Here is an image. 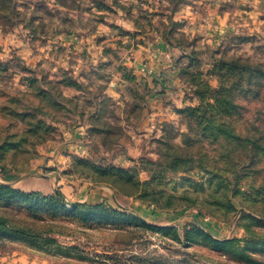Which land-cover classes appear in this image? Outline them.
<instances>
[{
  "label": "rangeland",
  "instance_id": "obj_1",
  "mask_svg": "<svg viewBox=\"0 0 264 264\" xmlns=\"http://www.w3.org/2000/svg\"><path fill=\"white\" fill-rule=\"evenodd\" d=\"M102 2L91 14L87 0H0V184L107 176L120 189L135 188L116 166L147 180L154 200L143 201L155 212L119 211L129 219L56 195L36 193L41 199L31 203L0 196V215L40 238L0 235V264H264V151L240 140L264 145V73L246 68H264V48L233 50L240 42L231 39L216 80H201V62L188 69L185 79L207 94L178 109L180 125H165L167 135L147 137L152 160H121L129 154L121 139L143 115L147 86L124 62L134 45L127 35L136 33L106 29L113 16ZM133 4L137 25L147 28L153 17ZM159 8L164 16L154 22L168 36L182 21L170 22ZM90 41L99 44L92 52ZM216 88L219 99L210 94ZM93 162L110 169L101 175ZM160 226L171 230L163 235ZM232 237L239 241L229 248L213 241Z\"/></svg>",
  "mask_w": 264,
  "mask_h": 264
},
{
  "label": "crops",
  "instance_id": "obj_2",
  "mask_svg": "<svg viewBox=\"0 0 264 264\" xmlns=\"http://www.w3.org/2000/svg\"><path fill=\"white\" fill-rule=\"evenodd\" d=\"M87 1L90 2L91 14L99 12L97 2L103 1L102 10L113 16L107 17L108 20L104 21L106 29L125 34L136 33V38L135 35H127L134 45H130L131 55L125 58L124 62L137 77L144 79L147 93L143 115L133 130H128L121 139V146L129 151L128 156L124 155L121 160L137 161L146 153L145 141L164 134L165 125L169 123L180 125L181 114L178 109L191 103L192 96L195 95L192 84L183 77V69L191 61L200 60L204 70L203 78L212 80L215 78L208 71L216 64L221 54L229 50L227 44L231 39L240 42L233 50L241 47L248 54H256L260 48H264V0ZM133 1L142 2L146 12L153 17V23L147 28L141 29L140 24L137 25L136 19L140 15L134 8ZM160 5L163 10L167 9L165 15L167 20L175 21L177 24L178 21H182L179 26L171 29L168 36L160 24L154 22L156 17L164 16L160 11ZM141 30L143 35L139 33ZM77 42L70 43L77 47ZM98 45L90 41L89 52L96 50ZM101 46L106 47L102 44ZM92 58L89 55V59ZM96 59L93 65H96ZM148 136L150 138L147 139ZM82 178L81 180L78 176L76 180L63 182L60 177H49L47 182L38 183L30 179H21L14 185L26 191L37 190L46 194L60 189L67 201L72 203H106L117 209H143L148 213L155 212L150 208V204L118 193L109 183H93L85 181V177ZM121 197L125 198L127 205L120 202ZM172 219H179V216H173Z\"/></svg>",
  "mask_w": 264,
  "mask_h": 264
},
{
  "label": "trees",
  "instance_id": "obj_3",
  "mask_svg": "<svg viewBox=\"0 0 264 264\" xmlns=\"http://www.w3.org/2000/svg\"><path fill=\"white\" fill-rule=\"evenodd\" d=\"M169 34H171V33L169 32ZM197 63H200V60L195 59V60L191 61L189 65L184 67V69H183V77L184 78H185V72L188 71V69H192ZM225 64H226L225 60L219 58V59H217L216 64L208 72L211 73L213 76L215 74L218 75V72L215 69L218 68L219 66L223 67V66H225ZM227 66H228V63H227ZM201 67H202V65H201ZM246 68L249 71L253 70L254 73H264V68H261V66H259V65L255 66V67H253L252 65H249ZM229 69H230V67H229ZM199 73H200V75L203 76V74H204L203 68H202L201 72H199ZM201 80H203V77L201 78ZM186 81L190 82L188 80H186ZM194 85L192 83L193 92L195 95L203 97L207 94L206 91H203V92L198 91L196 88H194L197 86V84H194ZM206 90H208V89H206ZM217 90H218L217 88L214 89L215 93L214 94L210 93V94L212 95V97L215 96V98L219 99L218 97H220V96H218V95H221L222 92L218 91L219 93H216ZM226 95L227 94H225V96ZM222 99L225 100L224 98H222ZM228 102L230 104L233 103V101H231L230 99L228 100ZM205 104L206 103L202 102L196 108H198V109L202 108ZM230 129H231L230 127L226 128V131L228 132V134L232 133V130H230ZM165 133H166V131L164 132V134H162L160 136V138H162L164 135L168 134V133H166V134ZM240 140L243 142L242 146H249V144H253L254 146L259 147L262 151H264V145L258 144V142H256L255 140H253L249 137L241 138ZM251 148H253V146H251ZM147 156H149V155L147 153H144L135 162H146L147 163L148 161L152 160L151 158H149ZM179 159H183V158L180 157ZM156 160H159V159H156ZM86 161L89 162L90 160L88 159ZM86 161L80 159L81 163L86 162ZM93 163L94 164H92V163H90V164H92L94 169L97 170L99 173H101V175H104L105 172L107 171V169H110V168H112L114 170L117 169L116 173H117V176H119V178H124L127 181L136 182V186H135V188H132V189H129V188L120 189L117 186L115 180L111 181V180L105 178L107 176L100 178V179H97L95 181V183H101V182L109 183L110 185H112L115 188V190L118 193H120L124 196L134 197V198L141 199V200H145V199L146 200H154V198H151V197L149 199V194L146 191V189H147L146 184H148V182H147V180L141 179V177L139 175V171H138V173L136 172V174H135L130 169H125V168L116 167V166H112L110 168L109 167L104 168L103 166H101L97 162H93ZM36 193H41V194L45 195L44 198L46 200H49L51 198L54 199V196H52V195H56V196L60 197L62 200L69 202V201H67L65 194L60 189H56L53 193L46 194V193H43L42 191H37V190L26 191V190H23V189L16 187L14 184L13 185L0 184V196H2L3 198L19 197L22 201L27 202V203H29V202L31 203V202H36L37 200L41 199V198H34V195ZM69 203L76 208H85L86 210L93 211L95 213H98L100 211L106 212L107 210H111V212L118 213L120 215L125 216L126 218H129V219H133V217L127 216L124 213L119 212L121 210L127 211V209H117L116 207H114L111 204H106V203L89 204V203H72V202H69ZM158 230H160L161 232L160 231L159 232L164 235L168 232V230H171V228L169 226H163V227L160 226ZM201 231L205 232L203 229ZM0 235H14L15 237H18V238H20V237L21 238H26V237L28 238L29 237V238L34 239V240L40 239V238H38L37 234H32L30 231L26 230L25 228L10 224L9 221L3 217V215H0ZM186 236H187V238H193L191 231L186 232ZM213 241L215 242L217 248H229L231 245L237 244V242L239 241V238L232 237V238H228V239L226 238L224 240L213 239Z\"/></svg>",
  "mask_w": 264,
  "mask_h": 264
}]
</instances>
